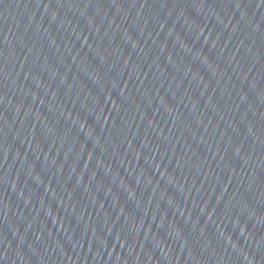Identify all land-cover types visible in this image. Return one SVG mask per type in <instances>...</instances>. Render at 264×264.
<instances>
[{"label":"water","instance_id":"obj_1","mask_svg":"<svg viewBox=\"0 0 264 264\" xmlns=\"http://www.w3.org/2000/svg\"><path fill=\"white\" fill-rule=\"evenodd\" d=\"M0 264H264V0H0Z\"/></svg>","mask_w":264,"mask_h":264}]
</instances>
